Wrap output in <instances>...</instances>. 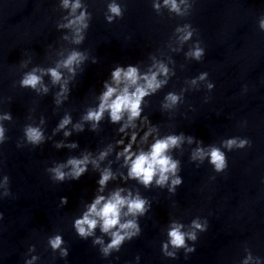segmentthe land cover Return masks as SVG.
I'll use <instances>...</instances> for the list:
<instances>
[{
	"label": "water",
	"instance_id": "obj_1",
	"mask_svg": "<svg viewBox=\"0 0 264 264\" xmlns=\"http://www.w3.org/2000/svg\"><path fill=\"white\" fill-rule=\"evenodd\" d=\"M109 2L81 0L91 16L84 41L76 44L74 29L61 26L84 8L73 15L63 0H0V116L10 112L13 117L0 121L7 137L0 145V264H25L33 256L38 257L34 264H243L249 255L248 264H264V0H177L183 15L170 11L164 0H116L124 15L112 23L105 19ZM154 4L160 5L158 11ZM185 25H191L193 36L182 42L184 33L177 29ZM197 44L204 49L200 60L189 55ZM72 51L87 59L76 66L74 76L67 68L58 69L61 84L67 80L70 89L61 104L55 102L61 84H53L50 75L37 73L47 94L20 87L26 73L57 67ZM158 62L169 68L167 77L158 76L168 83L144 99L135 128L121 132L127 116L112 123L108 112L95 130L93 122L83 120L88 109L98 107L104 83H111L117 66H136L143 75L158 71ZM202 73L208 74L204 80L199 79ZM169 92L180 100L166 108ZM66 114L72 124L53 134ZM78 123L83 132L74 130ZM26 124L40 126L50 139L38 147L28 145ZM64 131L72 135L65 137ZM133 132L137 154L149 151L157 138L183 135L180 146L168 153L179 161L177 175L183 181L175 192L169 190L175 178L171 174L163 187L155 180L145 187L128 178L129 166L118 154ZM237 137L251 144L231 150L224 146ZM58 142L66 146L55 147ZM72 143L78 146H67ZM212 147L226 154L229 166L223 172L215 171L208 156L192 158L197 149L208 153ZM105 151L108 155L100 160ZM89 153L99 167L89 163L79 180L57 181L47 171ZM105 169L114 178L101 190L98 181ZM119 189L124 196L131 192L145 198L150 210L139 217L141 235L105 258L93 241L99 237L107 244L111 237L98 225L94 236L82 239L73 222L96 197L110 198ZM62 197L68 198L67 205ZM197 219L207 222L206 231L192 228ZM173 222L183 224L185 232H196V241L186 240L195 252L169 244L176 257L163 254ZM56 234L64 238L67 258L48 245Z\"/></svg>",
	"mask_w": 264,
	"mask_h": 264
},
{
	"label": "clouds",
	"instance_id": "obj_2",
	"mask_svg": "<svg viewBox=\"0 0 264 264\" xmlns=\"http://www.w3.org/2000/svg\"><path fill=\"white\" fill-rule=\"evenodd\" d=\"M183 2V0H181ZM164 4L169 6V10L183 15L180 4L177 0H164ZM63 6L68 8L71 6L73 15L77 9L84 8L79 15H74L73 19H70L66 25L61 27L73 28L75 32L73 42L80 44L84 41V31L89 27L88 20L91 14L87 11V8L81 4V0H76L74 4L70 5V0H63ZM154 8L158 11L160 8L159 4H154ZM124 9L121 4L117 3L116 0H111L107 3V13L105 19L108 23H112L117 17L123 18ZM261 27L264 28V21H261ZM191 25H185L184 28H178L177 32H183L184 35L180 37L182 42L190 40L193 36V31L190 30ZM67 39V37H65ZM189 55L196 60H200L204 55V49L199 47V44L190 51ZM87 59L86 55L79 51H72L66 59L62 60L57 64V67L48 69H33V71L26 73L20 80V87L25 89H32L36 91H42L47 94L49 89L43 85L42 76L37 73H44L50 75L53 84H61L64 79L63 73L58 69L63 67L67 68L73 76L76 73V66H79ZM95 62V61H94ZM158 71H149V73L141 74L138 67L129 65L126 68L123 66H117L111 72V83L105 82L104 89L99 96V105L95 109H88L87 113L83 116L84 121L93 122L92 129L95 130L100 121L104 118L105 112L109 113L110 120L112 123H118L127 116V122L120 128L121 132H125L128 127L135 128L134 123L137 119L141 118L143 112L144 99L150 95L155 94L159 89L168 83V81L158 79V76L163 74L165 77L169 74V68L162 62H158L154 65ZM207 73H202L199 77L200 80H204L207 77ZM197 81L193 80L195 84ZM209 89L214 85L209 84ZM70 89L68 88V81L65 80L61 84V91L57 93L56 104L59 105L63 100L68 98ZM167 103L164 107H171L179 102L180 96L175 93L169 92L165 97ZM12 114L5 113L0 116V121L8 120L12 121ZM147 122V117L144 118ZM45 123L44 119L41 118V124ZM72 124V117L66 114L58 123L54 129V133L59 132L67 128L68 125ZM74 130L77 132H83V124L74 125ZM155 131L154 128L150 129L145 133L144 140L147 141L148 136ZM6 129L0 124V145L4 144L7 137L5 135ZM24 138L28 145L38 147L44 143L50 137H46L45 130L40 126H34L32 124H26L23 128ZM72 135V131H64V136L69 137ZM137 133L133 132L131 136V142L124 147L123 151L118 155L124 157L125 164L129 166L128 178L139 181L145 187L152 185L153 181L161 187L165 186L171 176L175 177L172 179V187L169 189L175 192L176 186L182 184V178L177 175L179 172V161L174 160L170 155L169 151L173 148L179 147L183 135H169L164 138H157L151 145L149 151L140 150L139 154L132 150L133 144L136 143ZM191 142V138H189ZM119 144H124L123 140L118 141ZM251 144L249 139L232 138L225 141V147L231 150L233 147L244 148ZM20 143H17V147H22ZM66 145L63 142H58L55 147L62 148ZM68 147L75 148L78 145L72 143L67 145ZM108 155V152H101L99 159L103 160ZM205 156L210 157V163L214 166L215 171L223 172L228 168V160L226 154L219 148L212 147L210 152L205 153L202 148L197 149L193 153V159H203ZM92 163L96 167H99V163L95 159H91V154L84 155L83 158L71 157L67 160L66 164H58L53 168L47 169V171L53 174V179L57 181H64L66 178L72 180H79L88 170V164ZM65 168H70L69 172H65ZM113 173L110 169H105L98 183L101 185V190L107 185L110 179H113ZM9 179L5 176V182ZM124 189H119L111 194L110 198H106L101 195L95 198V200L87 206V211L79 218H76L73 222V227L82 239H87L90 236L95 235L96 228L100 227L101 231L108 234L111 239L110 242L105 244L102 238H96L93 243L100 245L101 254L107 258L113 252H119L122 246L139 237L142 233V228L139 223V217L145 216L150 210L149 202L142 198L139 194L133 196L131 192H128L127 196L122 195ZM7 194V193H6ZM61 203L64 205L68 204V198L62 197ZM147 205V207H146ZM126 209V211H125ZM124 217H132L124 220ZM0 219H3V214L0 213ZM184 225L178 222H173L167 235L169 237L168 242L162 246V252L166 257H176L175 252L169 251V244L175 248H184L186 253H193L196 251L195 246L189 247L186 240L196 241L197 235L195 231L185 232L183 231ZM192 228L199 231L207 230V222L201 223L199 219L192 221ZM48 245L53 252L59 251L61 258H67L69 250L65 247V241L61 234H56L48 238ZM31 251H34L33 246ZM252 257L249 255L244 260L243 264H248V260ZM38 257L33 256L32 259L27 260L25 264H34V261ZM139 260V256L136 258Z\"/></svg>",
	"mask_w": 264,
	"mask_h": 264
}]
</instances>
